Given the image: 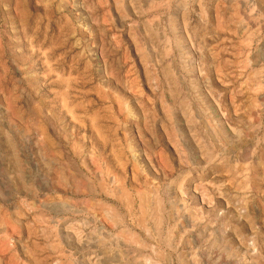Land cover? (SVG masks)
<instances>
[{
    "label": "rangeland",
    "instance_id": "1",
    "mask_svg": "<svg viewBox=\"0 0 264 264\" xmlns=\"http://www.w3.org/2000/svg\"><path fill=\"white\" fill-rule=\"evenodd\" d=\"M0 264H264V0H0Z\"/></svg>",
    "mask_w": 264,
    "mask_h": 264
}]
</instances>
